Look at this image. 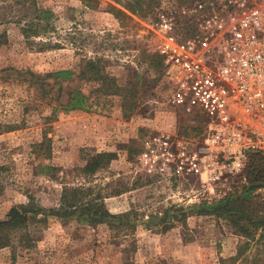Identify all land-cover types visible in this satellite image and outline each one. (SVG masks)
Returning <instances> with one entry per match:
<instances>
[{"label": "rangeland", "instance_id": "1", "mask_svg": "<svg viewBox=\"0 0 264 264\" xmlns=\"http://www.w3.org/2000/svg\"><path fill=\"white\" fill-rule=\"evenodd\" d=\"M127 1L0 0V220L29 199L33 208H55L64 186L87 181L80 171L88 156L111 152L115 160L89 180L105 192L119 191L105 206L111 214L133 212L136 225L132 248V236L115 238L105 226L41 213L13 235L11 247L0 249V264H254L261 257L260 244L252 242L236 258L244 239L227 219L197 214L203 203L240 194L239 178L212 192L194 176L167 181L138 164L148 137L168 131L196 139L201 132L198 118L166 103L162 67L151 60L162 25L208 56L216 41L209 20L243 0H141L134 14L121 7ZM37 10L53 17L27 36L22 30ZM97 60L113 83L94 79L87 62ZM75 91L87 107L66 112ZM248 200L264 217V188ZM179 210L193 214L183 222ZM161 222L172 228L160 231Z\"/></svg>", "mask_w": 264, "mask_h": 264}, {"label": "built area", "instance_id": "2", "mask_svg": "<svg viewBox=\"0 0 264 264\" xmlns=\"http://www.w3.org/2000/svg\"><path fill=\"white\" fill-rule=\"evenodd\" d=\"M208 28L216 41L207 56L162 25L156 54L166 103L198 118L201 132L196 139L168 131L148 137L138 164L167 181L194 176L214 192L242 174L249 154L264 156V0H243Z\"/></svg>", "mask_w": 264, "mask_h": 264}, {"label": "trees", "instance_id": "3", "mask_svg": "<svg viewBox=\"0 0 264 264\" xmlns=\"http://www.w3.org/2000/svg\"><path fill=\"white\" fill-rule=\"evenodd\" d=\"M140 4L141 0H128L121 7L130 14H134L136 11L134 7ZM113 13L119 18L129 19L122 10L113 9ZM52 17L50 12H38V15L34 16L33 22L22 31L27 36L28 33L34 36L38 35L40 31L46 28L45 25L49 23ZM154 57L151 58V60L154 59L156 61H154V65L161 68V57L157 54ZM87 66L94 73L95 80H99L102 84L113 83L98 71V60L95 62L88 61ZM55 75L67 77L70 75V72L59 71ZM86 107V98L80 92L75 91L73 97L66 102L64 111H85ZM115 158L116 154L111 152H94L90 154L80 171V174L87 181L79 186H64L59 203L53 209L45 210L38 206L33 208L30 199L27 204L12 207L5 219L0 220V249L11 247L13 235L18 231H22L31 218L41 213H47L50 216L62 219L74 218L78 224L86 225L90 228H96L101 225L105 226L110 231L115 232V238L119 236L123 238L132 236L131 246L135 248L133 235L136 225L133 222V212L111 214L105 206V200L111 196H118L120 194L119 191L111 190V192H105L106 189L104 187L100 184H92L89 180L97 172L107 168ZM53 169L52 167H47L49 171ZM237 178L241 180L239 181V184H241L240 194L229 192L220 201L215 203L214 206L203 203L197 214L212 213L217 217H225L235 230V233L244 239L236 258L243 255L250 244L255 242V244H260L262 253H259L261 257L255 260L254 264H264V217L257 216L254 209L250 210L252 206L248 203V199L252 198L257 190L264 188V156L259 153L249 154L246 166L242 174ZM178 212L179 216H176V218L181 219L183 222H185L190 214H193L192 212L186 213L183 210H179ZM165 215H167V212ZM161 224H163L160 228L162 232H166L172 228L165 222H161ZM146 226L149 227L148 225ZM256 234L257 237L255 236ZM24 238L26 244H29L30 240L28 236L25 235L22 239Z\"/></svg>", "mask_w": 264, "mask_h": 264}]
</instances>
